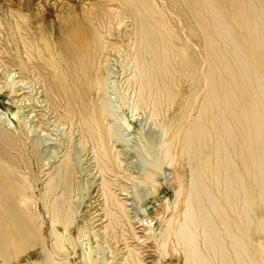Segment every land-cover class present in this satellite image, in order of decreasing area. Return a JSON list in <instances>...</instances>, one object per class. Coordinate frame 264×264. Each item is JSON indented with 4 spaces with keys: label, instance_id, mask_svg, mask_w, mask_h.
Listing matches in <instances>:
<instances>
[{
    "label": "bare ground",
    "instance_id": "1",
    "mask_svg": "<svg viewBox=\"0 0 264 264\" xmlns=\"http://www.w3.org/2000/svg\"><path fill=\"white\" fill-rule=\"evenodd\" d=\"M93 1L82 8L0 5V92L10 78L39 84L45 95L36 102L71 129L77 123L103 176L104 230L120 243L126 206L105 177L115 165L106 70L110 57L124 52L130 19L125 52L133 71L125 91L134 90L136 111L159 119L164 157L175 171L164 250L175 247L182 264H264V0ZM34 101L14 104L28 112L16 114L21 135L29 132ZM175 106L181 117L180 110L171 116ZM49 111L35 116L36 125L51 126ZM7 119L0 112V264H21L30 250L38 251L31 264H75L70 156L43 182ZM159 178L158 166L147 169L153 193ZM78 229L81 237L90 232L85 224ZM256 234L263 236L257 245ZM138 257L129 249L126 261L141 264Z\"/></svg>",
    "mask_w": 264,
    "mask_h": 264
},
{
    "label": "rangeland",
    "instance_id": "2",
    "mask_svg": "<svg viewBox=\"0 0 264 264\" xmlns=\"http://www.w3.org/2000/svg\"><path fill=\"white\" fill-rule=\"evenodd\" d=\"M21 1L23 0H0V5L16 7ZM32 2L40 6L56 5L59 8L63 6L82 8L94 1L32 0ZM126 20L124 19L126 22H124V52L121 49L120 53L112 55L106 70L108 71L106 97L111 112L107 123H109L113 134L111 145L115 165L112 167L113 172H108L105 177L112 182L111 187L118 195V199L126 206L127 216L125 219L123 218L127 225L124 227L125 237L120 234L121 226L117 228L119 229L117 231H119L120 243H116L117 239L112 238L111 229L108 230L109 234L105 231L108 222L107 218H103L104 200L100 192L103 176L96 167L91 146H87L81 141L77 123L75 122L74 128L71 129L70 123L66 120L59 122L56 118L57 114H53L47 107H44L45 103L38 104L36 102L37 98L41 102L45 95L44 93L40 94L39 84L35 86L21 85L17 79L14 80L13 78L7 80V88L0 92V112L4 114L5 119L8 118L7 121H10L13 131H16L19 144L25 143L27 148H23L27 152H32L31 155L38 162V167H34L33 170L43 182L48 179L49 173L52 172L50 170L65 160L66 155L70 156L73 173L69 176L71 180L69 183L71 185L69 202L73 208L74 224L72 228H75L73 233L78 248L76 252L71 254L75 264H84V257H89V264H92V260L96 264L97 262L99 264H131V261H126L129 257V249L138 251L141 264H182V256L178 254L179 251L177 252L175 247H166L164 250L161 240L165 223L172 213L167 211L168 205H176L175 201L177 200L175 171L173 167L168 166L163 152L167 138L161 126L157 124L159 119H153L149 110H135L134 90L130 88L128 93L125 91L127 88L126 81L133 71L132 57L128 58L127 51L125 52L127 50L125 45L129 44L128 38H130L129 32L132 28V22L130 19V21ZM119 35L116 38H110V40L112 42L118 41ZM21 89H23L22 93L25 92L21 97V92L18 94H11L10 92ZM124 93L128 95L125 103ZM23 97H28L32 101L35 100V112L31 114L30 120L28 119L31 123H28L29 132L25 136L20 134L16 114L28 115L27 109L20 110L14 106ZM46 110L50 112L47 116L50 115L51 117V126L36 125L35 116L41 114L42 111L44 113ZM179 110V106H175L171 116H174ZM183 113L184 111L181 109L178 115L181 117ZM154 165L158 166L160 170L159 187L156 193H153L150 185L145 182L147 169L154 167ZM96 209L99 210L98 213ZM260 214L261 211L257 210L258 217L261 216ZM83 224L90 229L89 233L86 232L85 235L82 233L85 237L83 235L81 237L82 230L79 232L78 229ZM126 238L127 240H125ZM261 241H263V236L256 234V245ZM90 249L92 252L89 251ZM37 253V250H30L28 255H22L19 258L20 263H34L37 260Z\"/></svg>",
    "mask_w": 264,
    "mask_h": 264
}]
</instances>
